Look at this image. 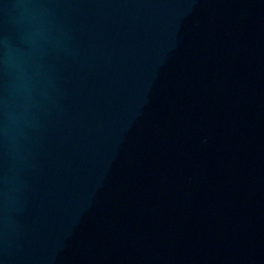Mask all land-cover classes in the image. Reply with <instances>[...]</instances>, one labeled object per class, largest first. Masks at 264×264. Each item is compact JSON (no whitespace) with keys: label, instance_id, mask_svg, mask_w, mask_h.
I'll list each match as a JSON object with an SVG mask.
<instances>
[{"label":"water","instance_id":"obj_1","mask_svg":"<svg viewBox=\"0 0 264 264\" xmlns=\"http://www.w3.org/2000/svg\"><path fill=\"white\" fill-rule=\"evenodd\" d=\"M234 0H0V264H244Z\"/></svg>","mask_w":264,"mask_h":264}]
</instances>
